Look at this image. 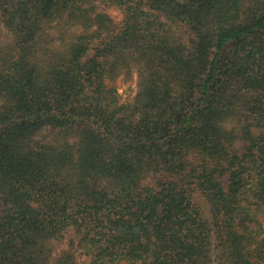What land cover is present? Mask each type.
<instances>
[{
	"label": "trees",
	"instance_id": "1",
	"mask_svg": "<svg viewBox=\"0 0 264 264\" xmlns=\"http://www.w3.org/2000/svg\"><path fill=\"white\" fill-rule=\"evenodd\" d=\"M0 264H264V0H0Z\"/></svg>",
	"mask_w": 264,
	"mask_h": 264
},
{
	"label": "rangeland",
	"instance_id": "2",
	"mask_svg": "<svg viewBox=\"0 0 264 264\" xmlns=\"http://www.w3.org/2000/svg\"><path fill=\"white\" fill-rule=\"evenodd\" d=\"M116 21H120V15L117 12H111ZM121 101L127 103L131 101L137 93L136 77L129 80H119L116 84Z\"/></svg>",
	"mask_w": 264,
	"mask_h": 264
}]
</instances>
